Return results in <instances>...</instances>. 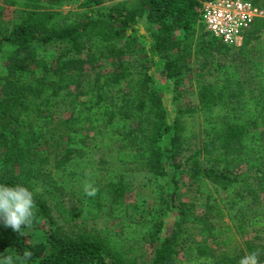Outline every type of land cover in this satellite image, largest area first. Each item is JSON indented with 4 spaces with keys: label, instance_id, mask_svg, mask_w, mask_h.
Returning a JSON list of instances; mask_svg holds the SVG:
<instances>
[{
    "label": "trees",
    "instance_id": "trees-1",
    "mask_svg": "<svg viewBox=\"0 0 264 264\" xmlns=\"http://www.w3.org/2000/svg\"><path fill=\"white\" fill-rule=\"evenodd\" d=\"M0 3L11 9L0 30V184L32 191L28 227L46 226L38 242L0 219V256L238 264L256 251L264 264V17L227 46L199 22V0H75L65 12V0ZM253 4L264 14V0ZM189 71L196 102L174 104ZM124 171L170 182L156 216L128 223ZM177 171L203 197L202 212L177 198ZM85 182L98 188L94 197ZM99 214L124 235L96 228ZM144 247L150 258L138 260Z\"/></svg>",
    "mask_w": 264,
    "mask_h": 264
},
{
    "label": "rangeland",
    "instance_id": "rangeland-1",
    "mask_svg": "<svg viewBox=\"0 0 264 264\" xmlns=\"http://www.w3.org/2000/svg\"><path fill=\"white\" fill-rule=\"evenodd\" d=\"M104 4H109L114 0H102ZM75 0H65L64 6L60 7L62 12L69 10L75 6ZM11 9L2 5L0 3V30L4 28L6 21L9 19ZM138 30L139 32H145V26L138 23ZM139 45H145V42H139ZM192 67V66H190ZM107 70V64L102 63L98 69V71H105ZM192 70V69H191ZM170 95V94H169ZM169 95H164V105L169 107ZM174 104H179L181 106H188L195 104L196 98L194 94V82L192 77V72L189 71L188 73L182 75L179 78L178 84L175 87L173 92ZM173 107V104L171 108ZM65 114V113H64ZM168 174L171 175L173 170H167ZM179 171L175 172V175L178 174ZM123 183L126 187V192L123 197V202L126 207V219L129 221H137L144 218H149L156 216V210L159 208V193L165 197L172 189V185L170 182L164 184V181L161 179H154L151 176H148L141 172H132V171H124L122 177ZM178 191H177V198L180 201H193L196 206V211L198 213L202 212L203 207V197H195L192 196L190 187L183 176L180 174L178 179ZM157 182H160L163 186L162 190L158 187ZM161 187V186H160ZM53 219H56L55 212H51ZM172 217L169 216L164 220L165 224L162 228L163 233H168L171 230L172 224ZM126 222V221H125ZM94 224L96 228H106L109 232L118 233L122 236L124 235L125 228L121 230L120 222L118 220H111L106 219L102 214H99L96 219L94 220ZM46 226L43 223H39V226L36 227H27L23 230L24 234L28 236V238L32 241H43L44 238V230ZM198 238V237H196ZM206 245L208 247L216 248L215 242L207 240ZM242 247V246H241ZM183 250L176 249V257L181 259L183 256ZM136 256H138V260L146 261L150 258V248L144 247L139 252H136ZM245 256V255H244ZM241 259V258H240ZM239 259V260H240ZM238 260V262H239Z\"/></svg>",
    "mask_w": 264,
    "mask_h": 264
},
{
    "label": "built area",
    "instance_id": "built-area-1",
    "mask_svg": "<svg viewBox=\"0 0 264 264\" xmlns=\"http://www.w3.org/2000/svg\"><path fill=\"white\" fill-rule=\"evenodd\" d=\"M199 22L220 43L238 46L252 22L263 18L253 0H199Z\"/></svg>",
    "mask_w": 264,
    "mask_h": 264
},
{
    "label": "clouds",
    "instance_id": "clouds-1",
    "mask_svg": "<svg viewBox=\"0 0 264 264\" xmlns=\"http://www.w3.org/2000/svg\"><path fill=\"white\" fill-rule=\"evenodd\" d=\"M83 191L86 196L94 197L98 188L91 183L85 182ZM35 201L32 191L27 187L17 184L8 186L0 184V219L5 226L10 227L15 232H20L22 227L31 226L35 218ZM259 252L253 251L243 256L238 264H260ZM32 253L25 251L22 257L13 255L0 256V264H18L23 261L26 264L31 259Z\"/></svg>",
    "mask_w": 264,
    "mask_h": 264
},
{
    "label": "water",
    "instance_id": "water-1",
    "mask_svg": "<svg viewBox=\"0 0 264 264\" xmlns=\"http://www.w3.org/2000/svg\"><path fill=\"white\" fill-rule=\"evenodd\" d=\"M79 1H82V0H79Z\"/></svg>",
    "mask_w": 264,
    "mask_h": 264
}]
</instances>
